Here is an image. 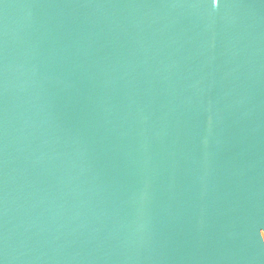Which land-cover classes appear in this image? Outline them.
<instances>
[{
    "label": "water",
    "instance_id": "95a60500",
    "mask_svg": "<svg viewBox=\"0 0 264 264\" xmlns=\"http://www.w3.org/2000/svg\"><path fill=\"white\" fill-rule=\"evenodd\" d=\"M264 0H0V264H264Z\"/></svg>",
    "mask_w": 264,
    "mask_h": 264
},
{
    "label": "snow or ice",
    "instance_id": "6c2138e0",
    "mask_svg": "<svg viewBox=\"0 0 264 264\" xmlns=\"http://www.w3.org/2000/svg\"><path fill=\"white\" fill-rule=\"evenodd\" d=\"M261 228H264V226H262Z\"/></svg>",
    "mask_w": 264,
    "mask_h": 264
}]
</instances>
